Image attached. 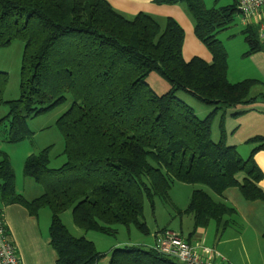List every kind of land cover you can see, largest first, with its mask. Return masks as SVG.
<instances>
[{
  "label": "trees",
  "instance_id": "16d2710c",
  "mask_svg": "<svg viewBox=\"0 0 264 264\" xmlns=\"http://www.w3.org/2000/svg\"><path fill=\"white\" fill-rule=\"evenodd\" d=\"M184 1L211 62L184 60V30L170 17L162 28L151 15L139 12L128 18L107 0H0V49L24 42L18 99H4L8 75L0 72V106L8 107L0 118L6 141L31 136L28 119L70 101L56 120L65 162L50 168L44 148L29 154L23 166L24 176L42 187L40 196L25 200L15 192L11 162L0 150L1 196L24 204L31 215L50 210L55 264H97L102 257L92 241L73 236L63 224L60 215L68 209L85 231L115 235L117 225H132L149 234L144 198L170 203L174 181L201 184L218 195L237 187L246 200L264 201L258 185L264 174L253 160L264 149V136L248 140L255 146L246 159L226 143L223 120L219 141L211 137L217 112L253 102L249 93L260 83L227 78L228 55L217 34L233 23L237 5L207 8L204 0ZM243 34L246 54L262 48L256 25ZM152 72L169 83L166 93L150 88L146 80ZM178 92L214 109L201 119ZM179 212L193 216L195 229L214 221L222 232L235 209L195 189ZM108 264L180 263L151 247L132 246L114 249Z\"/></svg>",
  "mask_w": 264,
  "mask_h": 264
},
{
  "label": "rangeland",
  "instance_id": "374dc122",
  "mask_svg": "<svg viewBox=\"0 0 264 264\" xmlns=\"http://www.w3.org/2000/svg\"><path fill=\"white\" fill-rule=\"evenodd\" d=\"M204 3L207 8H212L232 3V0H204ZM176 5L180 10L186 11L190 18H192L184 0H181ZM156 18L163 28L167 17L158 15ZM175 21L180 25L176 19ZM230 28L240 29L239 14L236 13L234 15V20ZM23 49L24 42L21 40H15L10 46L0 49V72H5L8 75V83L4 90L5 100L18 99L20 96V67ZM146 81L150 88L158 95L166 93L170 88L169 83L156 72L150 73ZM260 94H264V86L256 85L252 87L249 98H255L253 102L240 104L224 111H218L211 127L212 140L218 142L220 139L219 126L223 120V128L225 129L227 137L226 143H237L238 153L244 159L247 158L249 151L255 144L249 142L240 144V139L257 136L256 131L260 129V122L258 120H264V118H262L264 115L261 114L262 110L259 108L261 106L259 101L262 99ZM176 95L191 106L195 114L201 119L206 117L214 109L213 105L201 103L184 92H178ZM69 106L70 101L68 99L66 102L56 106L50 111L28 119L27 126L32 132V135L17 143L6 141L5 127L0 128V150L5 152L9 157L14 172V184H16V189L20 192L24 191L27 198L35 195L34 190L39 189L42 191V187L39 184L35 183L32 178L26 177L23 174V166L29 154H37L42 149L48 148L50 168H58L65 162V156L63 154L64 142L62 135L57 129L56 120L69 108ZM7 112V106H0V118L6 115ZM260 126L262 129L260 131H264V125ZM238 177L241 179L242 175ZM195 189H203L212 198L217 196L216 193L204 185L174 181L169 192L170 203H165L158 197H154L152 201H149L148 198L145 197L144 221L150 230L149 234L141 233L132 225L129 227L117 225V233L115 235L85 231L75 225L71 209L64 211L60 215V218L73 236H83L95 244L97 251L102 254L97 264H108L114 249L132 246L149 248L154 242L153 234L158 229L166 228L174 231L182 235L184 239L189 236V233H196L193 216L191 214L179 212V210L186 209L191 193ZM41 212L42 223H44L46 217L47 222H51L50 210L44 208ZM207 228V233L203 238L208 245L216 246L222 232L215 230L216 224L214 221H212L211 225Z\"/></svg>",
  "mask_w": 264,
  "mask_h": 264
},
{
  "label": "crops",
  "instance_id": "0c3cea01",
  "mask_svg": "<svg viewBox=\"0 0 264 264\" xmlns=\"http://www.w3.org/2000/svg\"><path fill=\"white\" fill-rule=\"evenodd\" d=\"M107 2L117 12L128 18H132L139 12H144L157 21L158 15L176 19L184 30L182 47L184 60L188 61L193 57H200L206 62H211V53L194 32L193 19L186 11L180 10L176 5L177 3L173 5L156 4L154 0H107ZM237 3L238 0H232V3L223 6L237 5ZM256 20L257 18H252L248 26L256 25L258 27ZM246 27L240 21V29L229 26L217 34V38L224 45L228 55L227 78L231 83L243 79H255L260 81L257 85L264 86V44L257 40L262 48L246 54L249 49L243 34ZM260 97L262 99L259 101L261 103L259 108L262 110L261 114L264 115V94H260ZM258 121L260 125H264V120ZM260 125L256 134L257 136H264V131H260L262 130ZM249 139L250 137L241 138L240 144L247 143ZM228 145H233L238 149L237 143L230 142ZM253 160L261 173L264 174V149L257 151ZM258 185L264 189V178L259 181ZM15 192L25 200H32L42 194L39 189L34 190L35 195L28 197V199L24 191L20 192L16 189V184ZM214 200L224 202L235 209L234 215L226 216L225 220L228 221V225L222 231L216 246L208 245L203 238L212 221L206 227L196 228V233H189L185 240L200 257L209 258L215 264H264V201L246 200L237 187L226 189L222 195L217 194ZM0 209L8 234L16 246L22 263L55 264L56 252L50 245L48 231L50 222H47V217L44 223L41 220V211L44 208L40 209L37 215H31L24 204L9 203L8 199L2 198L0 193Z\"/></svg>",
  "mask_w": 264,
  "mask_h": 264
},
{
  "label": "built area",
  "instance_id": "2783aa9c",
  "mask_svg": "<svg viewBox=\"0 0 264 264\" xmlns=\"http://www.w3.org/2000/svg\"><path fill=\"white\" fill-rule=\"evenodd\" d=\"M237 14L244 26L252 18H257L258 37L264 44V0H238ZM154 242L150 246L155 251L168 256L180 264H215L209 258L200 257L192 246L179 234L165 229L154 233ZM0 264H23L14 242L11 240L0 209Z\"/></svg>",
  "mask_w": 264,
  "mask_h": 264
}]
</instances>
